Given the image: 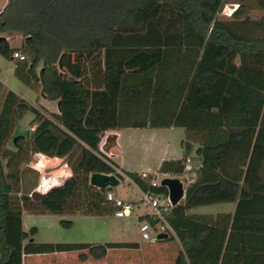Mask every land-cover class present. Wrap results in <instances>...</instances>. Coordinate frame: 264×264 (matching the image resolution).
I'll return each instance as SVG.
<instances>
[{
    "label": "trees",
    "instance_id": "1",
    "mask_svg": "<svg viewBox=\"0 0 264 264\" xmlns=\"http://www.w3.org/2000/svg\"><path fill=\"white\" fill-rule=\"evenodd\" d=\"M219 1H8L0 13V37L23 35L19 49L29 58L23 72H16L58 100L60 113L43 114L13 90L1 103L0 264H23L25 254L89 249L102 258L106 247H137L25 243L38 228L24 230L23 211L112 214L106 193L113 187L91 184V174H112L118 165L101 152V135L146 125L186 130L182 158L164 160L160 173L181 176L192 154L199 164L195 182L168 215L175 235L162 241L179 239L183 247L175 264H264V35L253 29L262 28L264 18L251 20L242 1L223 17L229 2L222 0L217 14ZM256 1L264 10V0ZM129 48H137L131 56L125 53ZM107 49L123 52V73L106 63ZM14 51L7 38L0 40L1 53ZM111 83H119L118 113L106 117ZM2 87L0 79V92ZM29 110L37 126L17 137L15 127ZM10 139L14 149L6 147ZM35 154L68 158L72 170L65 185L50 188L41 201L32 199L34 188L15 196ZM125 172L149 188L137 172ZM152 189L168 193L165 186ZM224 202L235 203V212L190 213Z\"/></svg>",
    "mask_w": 264,
    "mask_h": 264
},
{
    "label": "rangeland",
    "instance_id": "2",
    "mask_svg": "<svg viewBox=\"0 0 264 264\" xmlns=\"http://www.w3.org/2000/svg\"><path fill=\"white\" fill-rule=\"evenodd\" d=\"M241 1L246 5V12L251 20L258 21L264 18V10L258 6L256 0H228L229 5L227 4L228 6H224L223 9L221 8L223 1L220 0L219 3L214 6V10L218 14L219 10L222 9L221 15L228 18L231 12L229 7L234 3L238 7V2ZM6 3L7 0H0V10L4 8ZM253 29L255 33L264 35V26L262 28L255 27ZM15 40L16 39L13 41ZM16 49L21 50L19 47H13V50ZM136 49L137 48H129L125 53L128 54L130 51ZM110 51L112 50L107 49V54ZM107 54L106 57L109 61L112 60L119 67H122L121 60H123L125 56L123 57L120 51L108 54L109 57ZM12 67H14V65H12L10 58L0 52V79L4 84L0 92V95H3L0 97V112L1 103L10 89L14 90L22 98H25L30 104L41 107L40 102H38L40 92L28 82H25ZM120 73H123V70H121ZM113 89L115 90V86ZM34 116L35 113L32 110L27 111L18 121L14 130V135H27L31 129V122ZM152 129L135 128L123 130V135L120 138V146L126 171H154L159 167V159L162 156L163 149L167 145L170 146L168 157L171 156L175 148H181L182 140L186 135V130L184 128H175L174 131L168 130L169 128H165V130L162 128V132H165L163 137H156L153 134L155 131ZM6 147L14 149L11 139L6 144ZM192 156L194 157V154H192ZM116 160L118 161V159ZM193 164L198 165V160L193 158ZM32 170H37L40 175ZM71 175L72 170L68 164V158H49L48 156L35 154L31 156V162L27 163L23 168L21 193L15 196L19 197L22 193H27L32 188L45 192L53 186L62 184L65 179ZM159 179H161V177H159ZM113 191L123 197L131 196L136 200H139L141 197V190L134 183H122L121 186L113 187ZM143 209H145V207H137L133 216L127 218H117L113 215L87 217L79 214H54L50 212L30 213V217L28 221H26V227L28 231L33 227L38 228L37 233L33 235L32 238L39 243L69 241L101 243L113 241H141L142 243L149 244L148 241L142 239L139 232V222L136 217V213ZM232 210H234V203L224 202L199 206L193 208L191 212L199 214H216ZM62 220H71L72 223L65 225L61 222ZM158 243H160V241L155 244ZM164 264H171V262L169 259H165Z\"/></svg>",
    "mask_w": 264,
    "mask_h": 264
},
{
    "label": "crops",
    "instance_id": "3",
    "mask_svg": "<svg viewBox=\"0 0 264 264\" xmlns=\"http://www.w3.org/2000/svg\"><path fill=\"white\" fill-rule=\"evenodd\" d=\"M5 7V6H4ZM4 9V8H3ZM10 42V46L13 47H19L21 48L24 42V37L21 34H5L4 35ZM16 39L15 41H13ZM123 55V52L120 51ZM105 54L107 52L105 51ZM128 56H131V53L128 54ZM10 58V61L15 69H17L20 72H23L24 63L22 61H19L18 59H14L11 55L8 56ZM105 61L106 63H114L112 60L109 61L105 55ZM122 61V64L123 65ZM123 68L120 67V72ZM124 71V70H123ZM4 85V84H3ZM33 87H35L39 92L40 96L38 97V102H40L41 107H37L43 114L50 115L52 113H60L59 109V101H51L46 96L43 95L42 90L39 86V83L33 82ZM115 86V90L113 87ZM107 88L111 91L113 100L112 103L108 104L107 108L103 112V115L106 117H110L114 114L118 113V88L119 83H111L107 85ZM117 88V91H116ZM12 90V89H10ZM14 91V90H13ZM18 94V93H17ZM19 95V94H18ZM3 95H0V97ZM25 99V98H24ZM45 101L42 102L41 101ZM36 107V106H35ZM35 118V116H34ZM33 118V119H34ZM33 121V120H32ZM34 124L31 123V126ZM135 128H144V129H152L149 125L146 126H131L124 129H114L111 130L113 133L117 134V146H113L111 148V152L113 153V159L118 162L122 163L124 170L126 169L125 165L123 164V158H122V149L120 146V138L122 137L123 130L125 129H135ZM175 128H181V127H170L168 130L174 131ZM183 128V127H182ZM162 128H154L155 132L153 134L156 137H163L165 132H162ZM165 130V128H164ZM161 131V132H159ZM172 135V132H171ZM117 151V152H116ZM170 151V146L167 145L163 149V153L161 158L159 159V167L161 163L166 159H180L183 156V148L181 145V148H175L173 153L170 157H168V153ZM41 156H45L43 154H39ZM51 158V157H49ZM58 158V157H54ZM118 159V161L116 160ZM120 160V161H119ZM158 167V168H159ZM157 168V169H158ZM126 171V170H125ZM150 171V170H145ZM133 173H136L137 171H132ZM139 187L137 183H135ZM119 195V194H118ZM121 196V195H119ZM123 197V196H121ZM127 200L134 201L135 203L139 204V200H136L135 198L128 196L123 197ZM142 206L140 205L139 208ZM236 204L234 203V210L229 211L231 213L235 212ZM137 210V209H136ZM146 209H143L142 211L137 212L136 214L142 215L145 213ZM228 212V211H224ZM30 212L28 210L23 211V224H24V230L29 232L26 227V221H28L30 217ZM190 213H193L190 211ZM79 215H83L80 213H75ZM89 217V215H85ZM91 217V216H90ZM93 217V216H92ZM96 217V216H94ZM30 221V220H29ZM33 239L32 236H30L25 243H27L29 240ZM35 241V240H34ZM149 244L142 243L141 241L136 242H127V241H113V242H45V243H89L92 245H106L109 243H137V247H106V254L104 257L99 258L94 255H92L89 251V249H81V250H72V251H56V252H47V253H37V254H25L23 257V264H164L165 259H169L171 264H175L177 257L179 256L180 252L183 250L182 244L179 241V239H174L170 241H160V243L155 244L150 241H148ZM42 243V242H40Z\"/></svg>",
    "mask_w": 264,
    "mask_h": 264
},
{
    "label": "built area",
    "instance_id": "4",
    "mask_svg": "<svg viewBox=\"0 0 264 264\" xmlns=\"http://www.w3.org/2000/svg\"><path fill=\"white\" fill-rule=\"evenodd\" d=\"M8 1L9 0H7V3ZM229 8L231 9V15L237 8V5L233 4V6L231 5ZM2 10H0V13L2 12ZM12 57L22 62L29 60L28 56L20 50H15L12 54ZM36 126V124L31 126V130H34ZM111 134H113V132L109 130L105 131L104 136H101L100 150L103 154L109 156L110 158H113L114 155L111 152V148L109 150L107 149L108 138ZM117 145L118 144L116 143L115 146ZM184 166V173L181 176L162 174L160 173L159 168L154 171L137 172L138 177L142 180L147 181L149 184L148 189H142L141 187H139L141 190L139 204L119 196L112 190H108L106 193V198L109 202L113 204L115 210L112 214L107 215H113L117 218L131 217L133 216L137 207L141 205L142 207H145L146 211L142 215L136 214V217L139 222V232L143 240L155 243L161 240L159 238V235L162 233H168L169 236L171 234L175 235V230L168 219V215L170 214L172 208L175 206L171 201L169 190L168 193L158 194L154 192L152 188L162 186V180L166 177H178L183 183L186 196L188 187L196 180L197 169L199 168V164L194 165L193 156H187L184 161ZM115 171L116 172L112 174L116 175L119 178V186H121L122 183H136L134 178H132L125 172L122 163H118V165L115 166ZM159 177H161V179H159ZM145 215H148L151 219L156 221L155 224H153L150 219H141V217Z\"/></svg>",
    "mask_w": 264,
    "mask_h": 264
},
{
    "label": "water",
    "instance_id": "5",
    "mask_svg": "<svg viewBox=\"0 0 264 264\" xmlns=\"http://www.w3.org/2000/svg\"><path fill=\"white\" fill-rule=\"evenodd\" d=\"M3 38H6V37L2 36V37H0V40H2ZM104 135H105V132H103L101 136H104ZM17 137L14 138V141H16ZM117 137L118 136L115 133H113L109 136L108 147H107L108 150L116 145ZM68 178H66L62 184L53 186L52 188L61 187V186L65 185V183L68 181ZM91 184H93L94 186H96L98 188L105 189L108 187H118L120 185V180L114 174L93 173V174H91ZM162 186H165L168 188L171 201L174 205L179 204L185 198V190H184V186H183V183L180 180V178H178V177H166L162 180ZM49 190H47L45 192H42L38 189L34 190L31 193V197L34 201H41L46 197ZM169 237L170 236L168 233H162L159 235V238L161 240L168 239Z\"/></svg>",
    "mask_w": 264,
    "mask_h": 264
}]
</instances>
